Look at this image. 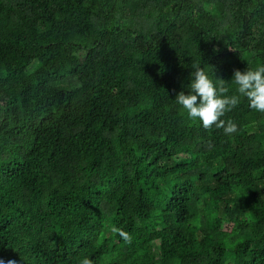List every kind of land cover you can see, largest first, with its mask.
Here are the masks:
<instances>
[{"label": "trees", "instance_id": "trees-1", "mask_svg": "<svg viewBox=\"0 0 264 264\" xmlns=\"http://www.w3.org/2000/svg\"><path fill=\"white\" fill-rule=\"evenodd\" d=\"M193 63L239 95L264 0H0V259L264 264V113L189 119Z\"/></svg>", "mask_w": 264, "mask_h": 264}, {"label": "clouds", "instance_id": "clouds-1", "mask_svg": "<svg viewBox=\"0 0 264 264\" xmlns=\"http://www.w3.org/2000/svg\"><path fill=\"white\" fill-rule=\"evenodd\" d=\"M192 68V82L188 86L190 92L186 94L180 91L175 98L189 119L202 121L206 129L215 125L217 128H223L226 134H232L237 131V124L231 119L225 122L221 117L240 102V96L248 99L250 108L264 113V66H258L256 69L248 67L246 71L235 70L232 82L237 86L236 92L239 95H228L226 80L217 78L214 81L200 64L193 63ZM111 232L118 234L126 244L132 243L133 238L129 232L114 225ZM0 264H17V261L0 259ZM80 264L93 262L85 257Z\"/></svg>", "mask_w": 264, "mask_h": 264}, {"label": "rangeland", "instance_id": "rangeland-1", "mask_svg": "<svg viewBox=\"0 0 264 264\" xmlns=\"http://www.w3.org/2000/svg\"><path fill=\"white\" fill-rule=\"evenodd\" d=\"M226 229H229V226H228V227H226Z\"/></svg>", "mask_w": 264, "mask_h": 264}]
</instances>
